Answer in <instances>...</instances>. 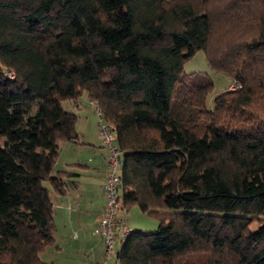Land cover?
<instances>
[{"label": "trees", "instance_id": "trees-1", "mask_svg": "<svg viewBox=\"0 0 264 264\" xmlns=\"http://www.w3.org/2000/svg\"><path fill=\"white\" fill-rule=\"evenodd\" d=\"M197 52L240 85L211 108ZM82 95L120 153L117 209L158 221L114 264H264V0H0V264H48Z\"/></svg>", "mask_w": 264, "mask_h": 264}, {"label": "crops", "instance_id": "crops-1", "mask_svg": "<svg viewBox=\"0 0 264 264\" xmlns=\"http://www.w3.org/2000/svg\"><path fill=\"white\" fill-rule=\"evenodd\" d=\"M76 130L78 142L59 143L53 168L64 172L61 176L68 182L65 192L59 195L46 184L55 229L52 245L40 256L42 260L53 256L48 264H114L113 256L104 263V243L93 234L104 207L101 186L107 177L108 150L97 131L85 137ZM118 248L114 247V252Z\"/></svg>", "mask_w": 264, "mask_h": 264}, {"label": "rangeland", "instance_id": "rangeland-1", "mask_svg": "<svg viewBox=\"0 0 264 264\" xmlns=\"http://www.w3.org/2000/svg\"><path fill=\"white\" fill-rule=\"evenodd\" d=\"M183 72L186 74H204L211 79L213 82V88L206 98V105L208 108L212 107L213 98L216 95L222 93L224 90L229 91L240 87L237 82H233L222 73L212 71L207 65L203 52H197L193 57L185 60L183 64ZM61 105L64 110L72 111L77 115L78 121L76 128L83 134V136L91 137V133L94 130L98 133L99 118L95 110V105H92L89 101H87L85 95L80 97L78 108H74V106H72L68 101H62ZM117 218L121 221L114 231L115 234H118V238L116 239L114 246L116 249L120 246V242L122 240L121 233L123 230V222L130 230H141L147 233L156 230L158 227V221L152 216L142 213L137 206L131 207L127 212L121 208L117 209ZM255 227L256 224L254 223L251 226V229H254ZM44 258L45 260L43 261L49 263L51 261L50 259H53V256L50 258L44 256Z\"/></svg>", "mask_w": 264, "mask_h": 264}, {"label": "built area", "instance_id": "built-area-1", "mask_svg": "<svg viewBox=\"0 0 264 264\" xmlns=\"http://www.w3.org/2000/svg\"><path fill=\"white\" fill-rule=\"evenodd\" d=\"M7 76L8 78H12L10 73ZM96 111L98 114L97 109ZM108 127L109 126L106 124H102L100 122L99 136L103 142V145L108 150V156L106 158L107 177L104 184L101 186L102 196L105 201L103 211L99 216L97 226L93 230L94 235L102 239L104 243V263L115 254L114 224L117 214L118 188L120 187V179L118 176L120 167V153L118 148L112 144L113 137L109 132ZM130 231V229L124 226L122 230V237L128 234Z\"/></svg>", "mask_w": 264, "mask_h": 264}]
</instances>
